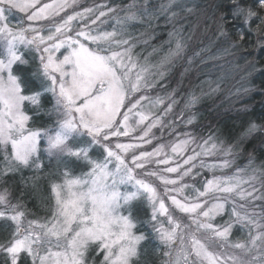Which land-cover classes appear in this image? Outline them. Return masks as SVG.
Listing matches in <instances>:
<instances>
[{
    "label": "snow or ice",
    "instance_id": "6c2138e0",
    "mask_svg": "<svg viewBox=\"0 0 264 264\" xmlns=\"http://www.w3.org/2000/svg\"><path fill=\"white\" fill-rule=\"evenodd\" d=\"M76 2L52 0L39 6V0H0V178L32 169L34 175L30 180L38 190L43 168L41 152L55 161L58 177L49 182L50 194L44 197L45 216L36 219L28 218L29 211L23 201L11 202L7 188L0 191V221H5L11 229L0 242L4 264H90L91 252L103 256L99 264H141V246L153 238L160 245L155 252H162L164 257L161 264H264V208L259 212L255 208L249 211L245 204H237V198L248 203L264 200V192L253 183L255 174L247 178L210 179L203 191L197 190L196 198L185 194L181 199L178 196L187 184L169 188L176 186L178 180L155 171L146 172L165 186L164 194L175 212L181 214L176 215L157 187L135 173V169L151 162L150 158L159 156L162 146L152 152L133 154L131 163L123 153L141 145L116 142L113 147L111 138L129 135L130 114L146 99L143 95L135 98V94L144 87L155 86V81L149 82L150 69L138 64L129 40L117 39L119 33L115 29L99 31L85 24L74 35L70 34L74 30L73 21L89 18L88 14L94 12L91 8L53 21V27L47 29L46 35L42 34L44 27H37L35 22L59 16ZM229 2L234 5L231 18L239 19L249 32L256 21L255 32L264 37V14H261L264 0H255L249 6L241 0ZM196 7L189 6V0H162L158 11L152 13L154 18L162 15L166 24L173 25L168 32L167 54L158 65L152 66L159 78L163 79L171 68L185 60L186 41L175 25L183 13H192ZM135 9L136 0L123 17H115L117 23L127 25L138 21L140 16ZM13 10L25 14L15 25L10 20ZM114 11L100 10L91 24H97L101 17ZM228 22L222 13L216 31L217 40L227 45L222 54L231 55L245 47L247 33L238 29L233 38L225 27ZM258 44L264 48V39H259ZM21 46L35 53L32 75L39 90L31 94L25 91L28 83L14 70V66L30 63L20 51ZM207 51L201 49L195 56L201 57ZM218 58L216 54L208 56L211 60ZM201 62H205L203 58ZM193 63L194 57L187 56L182 77ZM249 63V76L261 71L255 63ZM215 90L209 83V92ZM46 93L54 98L55 130L29 126L32 116L27 112L28 107L39 116L43 110L41 98ZM204 94L207 93L202 90L201 95ZM198 100L192 93L186 107L194 106ZM145 119L140 114L138 123ZM193 119L190 117L187 122L192 123ZM258 130L259 126L253 123L246 135ZM146 136L148 131L138 139L144 142ZM42 142L46 145L43 149ZM187 144V140L180 141L172 146V151L179 154ZM212 148L216 145L212 144ZM93 153L98 156L94 157ZM230 153L228 149L226 154ZM198 155L188 156L183 163L189 164ZM155 162L170 163L167 158ZM228 163L225 161L222 166ZM179 167L169 166L164 171L175 173ZM192 167L195 165L186 169L179 179L191 173ZM245 184L248 187H243ZM137 202H146L150 208L148 219L137 214ZM229 203L230 211L226 208ZM225 215L226 220L222 219ZM140 224L148 225L152 235L138 233ZM237 226L246 235L233 238ZM91 264H96L95 256L91 257Z\"/></svg>",
    "mask_w": 264,
    "mask_h": 264
},
{
    "label": "trees",
    "instance_id": "16d2710c",
    "mask_svg": "<svg viewBox=\"0 0 264 264\" xmlns=\"http://www.w3.org/2000/svg\"><path fill=\"white\" fill-rule=\"evenodd\" d=\"M133 2L134 0H94L95 4L101 5V10L112 8L116 13H120ZM161 2L162 0H136L135 11L139 13L142 8H145L152 13L157 12ZM241 3L245 6L254 5L255 0H241ZM190 4H195L197 7L192 13H183L175 25L186 41L187 56L194 57L190 70L183 77L181 76L186 65V56L185 60L171 68L154 87L142 89L135 94V98H139L141 94L148 95L150 98L165 97L167 100L163 107L175 100L172 104L173 110L164 118L166 128L162 136L144 150H149L157 143L165 145L173 140H179L185 136L184 134L201 141L210 138L222 143L224 147H232L235 153V167L247 166L249 169H254L262 186L264 184V48L259 46L258 40L264 37L255 32L256 21L252 22V31L249 32L239 19L231 18V9L234 5L229 0H193ZM222 13L229 21L225 27L233 38L238 29L247 33V38L243 42L245 47L234 50L231 55L222 54L223 47L227 45L217 40L216 24ZM155 22L148 21L145 28L144 23H134L130 26L132 35L141 33L142 37L151 39L150 44L159 45L168 38V32L172 30L173 25L162 22L160 18ZM201 49H208V51L201 53V57H196L195 54ZM135 50L138 52L137 48ZM213 54L218 55L219 58L208 59V56ZM202 58L205 62H201ZM28 60L29 65L14 66V70L28 83L25 91L31 94V91L39 90V86L32 75L35 62ZM249 62L255 63L261 71H256L249 76ZM209 83L213 89H216L215 91L209 92ZM245 88L249 90L245 91ZM202 90L207 94L201 95ZM192 93H195L199 100L194 106L186 107ZM41 103L43 110L39 116L33 114L31 106L28 107L27 112L32 116L29 126L55 130L56 114L52 112L53 100L49 93L42 96ZM49 112L52 114L49 115ZM190 117H194L193 122L186 123ZM253 123L258 125L260 130L246 135L249 126ZM158 130L156 129L157 133H159ZM40 156L43 168L38 190L32 187L30 180L34 175L32 169H23L21 172L10 173L0 178V191L7 188L12 203H16L17 200L23 201L29 211V219L45 216L44 197L50 194L49 182L58 178L55 175V161L50 160L44 152L40 153ZM150 168L135 169V173L139 178L154 184L160 193H164V185L160 183V180L156 176L145 174L150 172ZM262 189L264 190V187ZM259 206L260 210L264 208V201ZM135 207L141 218H148V211L141 202H137ZM173 212L181 215L175 210ZM10 230V226L6 227L5 221H0V242L8 236ZM147 242L150 248H153V244ZM148 260V264H156L155 258L150 257Z\"/></svg>",
    "mask_w": 264,
    "mask_h": 264
},
{
    "label": "rangeland",
    "instance_id": "374dc122",
    "mask_svg": "<svg viewBox=\"0 0 264 264\" xmlns=\"http://www.w3.org/2000/svg\"><path fill=\"white\" fill-rule=\"evenodd\" d=\"M193 0H189V6ZM52 0H47L44 2V0H39V6H42L44 3H51ZM86 8H91L94 10L93 13L88 14L89 18H86L84 20H76L73 21L74 25V30L72 35L75 34V30H78L80 27H83L85 24H88L90 28L92 29H98L99 31H113L114 29L119 33L117 36V39L123 38V39H128L129 40V45L132 46V52L134 59L137 60L138 64L142 66H146L150 69L151 75L148 76V80L151 83L152 81H155V85L159 83L161 78L155 75L156 69L153 68V65H158L160 60L167 54L169 44L167 41L169 40V37L159 45H152L150 44L151 39H146L145 37H142V34L139 33L135 36H133V32H131L130 26H132L134 23H144V28L147 26V22H152L156 23L155 21L157 19H161L162 22H165V19L162 15H160L158 18H154L152 16V11H148L145 8H142L139 11V16L140 19L136 22H131L127 25H121L118 24L115 17L119 15L120 17H123L127 10L128 7L125 8L123 11L120 13L114 12H109L108 15L101 17L100 21H97V24L92 25L91 24V19L95 18L96 15L99 14V11L101 10V5L100 4H95L94 0H77V2L72 6L67 8L64 12H61L59 16H54L51 17L48 20H41L35 22L37 27L43 26L44 27V32L42 34L46 35L47 34V29L50 27H53V21L59 22L61 20V17H65L68 14H73L74 12H83L84 9ZM108 10V9H107ZM107 10H104L107 12ZM115 10V9H114ZM25 14L16 12L13 10V14L10 17V20L12 21V24L15 25L17 22V19L24 17ZM103 21V23H101ZM25 23H27L25 21ZM131 35V36H130ZM87 43V42H86ZM174 46V44L172 45ZM138 49V52L135 49ZM155 50V51H154ZM20 51L25 55V58H28L33 61V56H35L34 52H29L27 49L23 48L21 46ZM63 52L64 49H61ZM0 52H2V49H0ZM57 55H60V53H57ZM35 62V61H34ZM36 63V62H35ZM154 87V86H151ZM151 87H144L142 89L146 88H151ZM141 89V90H142ZM49 95L52 97L53 100V108H54V98L49 93ZM143 95V94H141ZM140 95V96H141ZM139 96V97H140ZM146 97V99L142 100L140 102V105L138 106V109L133 110V113L130 114V119H129V126H130V131L128 136H119V137H112V143L113 147H115L116 142L120 143H126V144H139L141 145L140 147H137L135 149H129L127 153H123V155L126 156L128 159L129 163H131V157L133 154L139 155L143 151H148L152 152L154 149L161 147V152L159 156H155L150 158L151 162H148L145 164V167H151L150 171H155L157 172L160 176H165L169 177L172 179H177L178 184L176 186L169 185V188L172 187H180L184 184H187L188 187L184 188L183 193H180L178 198H183V196L186 194L187 196L191 198H196L197 196V190L203 191L205 183L213 178H221L226 179V178H233V177H242V178H247L249 176H252L255 174L256 180L253 181V183L256 185L257 189L260 190V192H264L261 186V182L259 180V176L256 174V171L252 168L246 167H235V158H234V151L232 147H224L222 143H218L217 141H214L213 139L207 138L206 140H195V138L185 136L179 140H173L170 143H157L154 145L152 148L149 150H144L145 148L149 147L151 143L156 141L158 138L162 136L163 130L166 128L164 124V118H166L171 111L173 110V105L171 108V111H168V103L166 107L164 106L165 100L167 98L162 97V98H150L148 95H143ZM159 101V102H158ZM123 111H126L127 109H122ZM140 114H143L146 116V119L142 123H138L140 120ZM173 120V119H172ZM170 122V120H169ZM56 123H57V116H56ZM188 123V122H186ZM149 125H154L151 128H149ZM156 129H159V133L156 132ZM148 131V136L144 137V142L139 140L138 138L143 136L144 132ZM87 138V137H85ZM150 140V143L147 142ZM188 141V144L184 147V150L181 151L179 154L174 153L172 151V146L176 143H179L180 141ZM208 142L205 144V142ZM212 144L216 145V148H212ZM41 148L46 147V145L42 142L40 145ZM231 149L230 154H226L227 150ZM10 150V149H9ZM119 151V150H117ZM205 152L209 154H204ZM197 153H200V155L196 156V159L191 161L189 164H184L183 161L187 159L188 156H193L196 155ZM42 154V152H41ZM98 153H95L94 157H97ZM169 159L170 163L168 165L164 164H159L156 163L155 161L161 160V159ZM225 161H228V165L222 166ZM195 165V167H192L191 173H189L186 176H183V179H179V177L182 175V173L191 167L192 165ZM177 165H180L178 168L177 172L175 173H168L164 171L166 167H176ZM141 169V168H138ZM159 180V179H158ZM163 186V190H164ZM243 187H248L247 184L243 185ZM162 198L165 200L166 205L169 207L171 211H174V206L171 205V201L168 199V196L165 195L164 193H160ZM259 194V192L257 193ZM171 195H177V193H171ZM222 195V194H220ZM204 199V198H201ZM264 200H256L252 201L251 203H248L246 201L239 200L237 198V204H245L248 208L249 211H251L253 208L257 212L261 211L260 210V203L263 202ZM214 202V201H213ZM143 204V207L147 209L148 213V218L150 215V208L147 206L146 202H141ZM226 208L230 211L232 208V204L229 203L226 205ZM244 209H240V211H243ZM147 218V219H148ZM161 220H164V217L160 218ZM221 218H218V220ZM222 219L226 220L228 219V216L225 215ZM139 232H146L150 236L152 235V229L148 226H138V233ZM242 235H246L241 233V230L239 229V226H237L234 231H233V238L240 237ZM149 243H152L153 248H150V244L148 242H144L141 246V251H142V257H141V264L146 260L149 262V258H155L156 259V264H161L162 259H164L162 252L157 253L155 252V249L160 247L158 244V241L153 238L149 241ZM145 247H147V252L145 253ZM95 256L96 257V264H99L100 260L103 259V256H96L95 252H91L89 254V259H90V264H91V257ZM0 264H4V255L0 254Z\"/></svg>",
    "mask_w": 264,
    "mask_h": 264
}]
</instances>
